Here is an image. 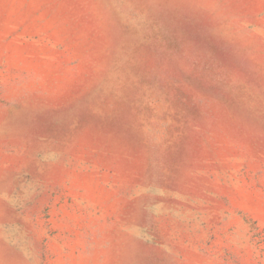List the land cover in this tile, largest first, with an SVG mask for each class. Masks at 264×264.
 <instances>
[{"label": "rangeland", "instance_id": "374dc122", "mask_svg": "<svg viewBox=\"0 0 264 264\" xmlns=\"http://www.w3.org/2000/svg\"><path fill=\"white\" fill-rule=\"evenodd\" d=\"M0 264H264V0H0Z\"/></svg>", "mask_w": 264, "mask_h": 264}]
</instances>
